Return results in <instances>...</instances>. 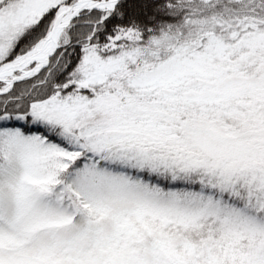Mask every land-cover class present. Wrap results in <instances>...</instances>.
I'll return each instance as SVG.
<instances>
[{"label":"snow or ice","instance_id":"obj_1","mask_svg":"<svg viewBox=\"0 0 264 264\" xmlns=\"http://www.w3.org/2000/svg\"><path fill=\"white\" fill-rule=\"evenodd\" d=\"M0 264H264V0H0Z\"/></svg>","mask_w":264,"mask_h":264}]
</instances>
